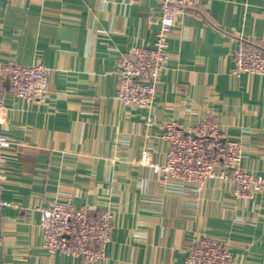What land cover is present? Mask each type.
Listing matches in <instances>:
<instances>
[{
  "label": "crops",
  "instance_id": "1",
  "mask_svg": "<svg viewBox=\"0 0 264 264\" xmlns=\"http://www.w3.org/2000/svg\"><path fill=\"white\" fill-rule=\"evenodd\" d=\"M158 0H0V64L49 69L48 98L13 96L4 80L0 132V264H183L188 246L223 242L234 264H264V192L233 193L220 177L198 188L161 182L138 163L145 150L164 163L166 124L214 122L241 150V168L264 175V77L232 74V52L264 53V0H197L167 32L168 61L155 72L148 109L115 97L117 68L150 47ZM109 206L105 258L86 261L43 247L40 208Z\"/></svg>",
  "mask_w": 264,
  "mask_h": 264
},
{
  "label": "built area",
  "instance_id": "2",
  "mask_svg": "<svg viewBox=\"0 0 264 264\" xmlns=\"http://www.w3.org/2000/svg\"><path fill=\"white\" fill-rule=\"evenodd\" d=\"M161 14L147 16L146 22L157 21L155 39L150 47L135 48L133 57H122L117 68L116 99L125 107L148 109L157 94L155 72L168 61L167 32L177 17L193 7L197 0H158ZM232 74L243 73L264 77V53L255 47H239L232 52ZM49 69L41 65L0 64V89L5 80L15 98L27 103L42 104L48 98ZM4 108L0 92V112ZM162 138L167 142L164 163L153 160L152 151L141 153L138 163L147 166L161 182L179 180L202 188L215 177L230 182L233 193L251 197L264 192V175L241 168V150L234 141L226 140L218 126L204 121L194 126L175 122L166 124ZM10 147L7 136L0 132V180L5 179L3 152ZM39 225L43 231V247L50 253H63L86 261L105 258L111 240L113 213L109 206L91 220L85 208L70 203L52 202L39 209ZM183 264H234L227 245L202 236L187 248Z\"/></svg>",
  "mask_w": 264,
  "mask_h": 264
}]
</instances>
